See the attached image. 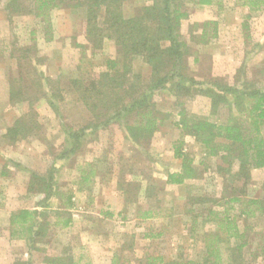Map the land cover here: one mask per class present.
Returning <instances> with one entry per match:
<instances>
[{"label": "trees", "instance_id": "16d2710c", "mask_svg": "<svg viewBox=\"0 0 264 264\" xmlns=\"http://www.w3.org/2000/svg\"><path fill=\"white\" fill-rule=\"evenodd\" d=\"M219 1L193 0V3L196 6H210L219 5ZM128 2L132 5L126 13L123 7ZM185 4V0H5L2 9L6 12L7 20L32 16L48 40L52 37V11L83 14V38L87 44L74 42V47L81 55L86 50L101 52L108 43L114 48V55L106 58L98 71H90L89 77L80 74L68 79L75 100L86 114V121L74 128L58 111V106L70 97L68 91L60 86L59 79L45 76L44 70L36 67V64L43 63H35L40 60L32 57L31 47L14 46L17 70L15 77L12 73L8 80V102L10 107L20 106L23 111L7 130L8 136L11 141H17L19 137L24 138L40 131L42 125L35 111L39 101H43L61 122L63 142L62 149L55 155L56 161L68 160L81 153L99 133L113 126L128 143V153L130 149H140L143 151L140 153L148 157L147 150L153 135L162 126L171 124L180 132L179 138L172 144V158L178 160V168L166 170L158 187L143 186L140 182H122L121 177L120 183L117 182L118 191L124 193L127 203L133 204L140 199L146 201L156 198L157 189L184 186L185 215L182 219L184 224L190 219L192 223L191 227L186 228L187 233H196L206 225H211L212 229L203 232L205 244L203 258L199 261H165L161 255L150 254L145 264H245L242 261V249L249 245L247 239L251 234H256L247 221L264 217V199L245 193L252 171L264 169V87H260L259 81L249 75L245 63L236 68L231 82L209 71L213 60L204 49L212 39L218 38V22L204 20L190 24L187 39L181 32L182 22L189 17ZM236 4L247 9L246 19L253 13L264 12V0H236ZM245 24H242L243 37L249 41ZM32 32L36 33L35 30ZM188 40L196 46H191ZM136 61L150 69L148 78L143 77ZM205 62L210 63L208 65ZM258 73L264 78V67ZM160 92L173 98V107L164 112L157 108L155 99ZM195 97L207 100L211 116L218 115L223 109L228 114L223 119L216 116L211 120V117L189 112L187 101ZM171 117L173 121H170ZM185 137L193 139L203 157L195 160L196 154L185 147ZM118 156L122 158L123 153ZM98 162L97 158L84 170L83 182H88L98 172L103 177L104 173L113 174L114 165L107 161L103 173L97 169ZM56 168L53 162L45 175L31 174L29 190L42 197L38 204L44 208L48 207L46 202L52 196L58 195L53 190ZM207 171L222 178L219 196L201 193L203 188L197 185L204 180ZM234 183L239 185L233 187ZM128 194L137 198L130 199ZM156 203L152 209H138L135 218L144 221L165 217L161 214L165 210L172 217V206L164 208L160 200ZM62 204L70 206V196ZM47 211L23 210L17 215L29 222L28 240L37 251H43L36 244H43V238L47 236L46 213H57L56 218L62 221L64 227L70 222L67 211ZM61 213L63 216L59 215ZM118 216L121 219L126 217L123 210L118 211ZM36 217L42 218L38 225ZM238 218L244 221L242 229L236 223ZM197 221L199 224L196 227ZM160 235L148 234L142 238ZM125 237L126 240L129 238ZM125 242L118 250L133 247L132 240ZM222 242L228 246L224 247L229 253L225 259ZM70 251L66 249L62 255L46 257L44 262L79 264V258L75 260ZM256 254L264 259V247L260 246L257 252H252V256ZM117 256L112 258V264H117L122 258ZM124 262L129 264L128 261ZM13 264L34 263L27 258L16 259Z\"/></svg>", "mask_w": 264, "mask_h": 264}, {"label": "rangeland", "instance_id": "374dc122", "mask_svg": "<svg viewBox=\"0 0 264 264\" xmlns=\"http://www.w3.org/2000/svg\"><path fill=\"white\" fill-rule=\"evenodd\" d=\"M5 0H0V39L10 38V33H16L15 36L18 37L19 41H24L27 30H35L34 42L29 45L31 47V55L33 58H39L43 65L36 64L38 69H44L45 76L52 77V79H59V84L64 90L68 91L70 96L68 100H65L63 104L58 106V111L61 113L66 122L72 127H78L83 122L86 121L85 110L78 102L75 100V95L72 93L71 88L68 83L67 78H63L58 71L64 70L66 73L69 71L73 72L74 76H79L80 74L85 77L90 76V71H98L104 64V61L109 56L114 55V48L111 44H106L103 51L91 53L86 50L84 55L80 54L79 50L69 49L67 45L74 42L78 44H87L86 39L83 37L77 39L76 41L61 40L59 39L54 45L45 46L42 41V37H45L41 26L37 23V20L33 19L32 16L22 19V17L12 18L11 21L7 20L6 12L2 9ZM25 2V0H23ZM142 1V0H139ZM186 9L189 13V17L182 22L181 32L184 37L188 39L190 33V24L195 22L204 21L200 18L208 17L218 21L219 19H224V23H218V38L212 39L211 42L205 47L204 51L212 56V66L209 65L210 62H205L209 65V68L213 74L227 78L230 82L232 81V75L236 68H238L242 63L246 64V68L249 75L257 79L258 85L264 87V78L259 75V70L264 67V12L253 13L249 19H246L247 10L236 4V0H220L218 9H206L203 12L198 11V6L193 3V0H185ZM139 2H137L138 4ZM132 3H125L123 9L127 13L129 7ZM81 13H73L71 11H52L51 17L54 16V22L56 23L55 32L58 36L61 33H68L71 31L79 30L82 26ZM207 18V19H208ZM253 18V19H251ZM57 19V20H56ZM228 22L237 21V26L240 28L238 30H233L232 26H227ZM13 23V28L10 29L7 23ZM246 23L247 33L249 35V41L245 40L243 37L242 24ZM237 27V28H238ZM25 29H27L25 31ZM25 31V32H24ZM54 31V30H53ZM232 33L228 35V33ZM25 33V34H24ZM52 33V32H51ZM53 34H51L52 36ZM37 39V41H36ZM191 46H196L194 42L188 40ZM63 53V54H62ZM17 55V53H15ZM12 59L11 68L16 74L17 70V56ZM37 58V59H38ZM79 59V62L78 60ZM138 65L143 77L148 78L150 75V69L141 65L139 61L135 62ZM203 63V64H205ZM48 66L45 69L43 66ZM79 65V70L77 66ZM195 69L197 66L194 65ZM16 69V70H15ZM71 72V73H72ZM256 72V74H254ZM92 74V73H91ZM257 75V76H256ZM157 101V108L166 111L173 107V98L166 95L165 92H160L155 98ZM187 109L189 112L194 114H201L204 116L211 117L214 120L217 116L218 119H223L224 116L228 114L226 109L220 111L218 115L211 116L209 113V105L207 100L200 97H195L187 101ZM15 108L17 112L23 111L22 107H9V109ZM35 111L38 113V121H40L41 129L44 134L47 131L45 138H43V144L46 148L42 147L35 139L33 141L32 149L33 154L22 155V159L34 167V170L38 173H43L44 175L48 171L49 167L53 162L56 163L57 172L56 178L58 181H64L65 183H73L78 178V173L76 170V164L82 158L78 156L77 158H70L61 162L56 161L55 155L59 153L62 149V135L60 130V119L54 114V112L48 108L43 101H39L35 105ZM10 111H8L9 113ZM173 121V117L171 120ZM51 131V132H50ZM180 132L173 128L171 124H166L160 128L158 132L153 135L150 147L148 148L149 156L140 153V149L137 151L131 150L128 153V143H126L120 136V132L116 126L111 127L106 131H102L98 134L97 138L88 144L86 148L87 155L85 157L97 156L99 159V166L103 173L108 163L113 166L112 173L104 174V177L100 175L99 184L95 185L96 189L107 188L111 191L110 199L115 207H112L113 213H118V211L123 210L126 217L122 219L118 216L117 218L112 217L111 219L104 220L103 222H98L97 228L100 232H103V239L98 238L101 242H105L108 239V243H114L113 246H108V244L102 245L98 248V251H94L93 247L96 245L92 244V248L89 251H78V253L85 254L84 258L80 261V264H85L90 261L92 264H112V258H110L111 253L114 257V252L116 249L122 245V243L130 242L132 240L133 247L128 248L124 251L117 250V257H122L117 261V264H127L124 261H128L129 264H145L148 255H161L165 261L169 260H200L203 258L204 249V239L203 232L211 230V225H206L200 228L197 232L189 235L186 228L191 227V219L183 223L184 213V201L183 198L186 195L185 187L176 188H163L157 189L156 198H152L146 201L139 200L138 203H127L125 196L120 193V195L112 194L114 192V184H112L111 178H115L116 183L122 182H140L143 186L152 185L158 187L160 179L164 177V172L167 170L174 171L178 168V160L172 158V144L179 138ZM186 149L196 154V159L198 157H203L201 151L194 143L191 137H185ZM84 150L82 151L84 154ZM143 152V151H141ZM85 153V154H86ZM123 153V157L119 158L118 154ZM128 153V154H127ZM113 158V160H111ZM148 158V159H147ZM77 159V160H76ZM107 160V161H106ZM111 160V161H110ZM24 162V163H25ZM197 162V161H195ZM76 178V179H75ZM143 179V180H142ZM145 179V180H144ZM204 180L198 182L199 187L202 186L201 193L203 192L209 196H219L221 193L222 178L220 176L214 175L211 171H207L204 174ZM205 181V182H204ZM264 181V169L254 170L251 173V179L248 186L245 189V193L254 198L264 199V189L262 188V183ZM205 183V184H204ZM233 186V184H231ZM235 186L239 185L234 183ZM119 186L117 185V189ZM103 192V194H102ZM108 194L106 191H100V195ZM118 194V193H117ZM126 195V194H125ZM228 197V196H227ZM128 198L135 199L128 194ZM138 198H141L138 195ZM161 201V206L167 208L169 206L173 207L172 217H169L171 213L167 210L161 212L165 217L156 218L152 220H138L135 218L137 210L152 209L154 205H157L156 201ZM107 202V201H106ZM232 212V211H231ZM237 225L242 229L244 221L242 218L236 220ZM248 224L253 226V232L256 234H251L249 240L247 239L249 245L242 249V261L245 264H264V259L258 254L252 256V252H257L260 246L264 247V217L249 219ZM199 222L197 221L196 227ZM195 227V228H196ZM81 231V229L79 230ZM158 237L150 238L143 235H157ZM205 233V232H204ZM72 235H78L74 233ZM132 237V239H127ZM81 238L82 235L80 236ZM66 240H70V236H65ZM85 238V236H84ZM83 238V239H84ZM125 242V243H126ZM107 243V242H106ZM127 243V244H128ZM222 250L224 254V259L228 253L224 247H228L224 242H222ZM112 249V251H111ZM116 255V254H115ZM19 258V257H18ZM37 258V257H36ZM17 259V258H16ZM239 261V259H238ZM36 262H40L37 258Z\"/></svg>", "mask_w": 264, "mask_h": 264}, {"label": "crops", "instance_id": "0c3cea01", "mask_svg": "<svg viewBox=\"0 0 264 264\" xmlns=\"http://www.w3.org/2000/svg\"><path fill=\"white\" fill-rule=\"evenodd\" d=\"M217 7L216 4L210 6H198V11L204 13L206 9L213 10ZM207 18L208 17H205L203 14V17L200 19H211V17ZM217 22L224 23L225 21L224 19H219ZM236 23L237 21H233L232 23L227 21L226 24H228L227 26L233 25V30L236 29L239 31L240 28ZM7 24L10 26L9 31L11 28L16 30V28L13 27V23L8 22ZM51 25L52 37L49 40L42 37L45 46L54 45L59 39L63 41L70 39L77 40L83 37V26H81L78 31L75 30L68 33H61V35L58 36V33L55 32V29L57 28L56 23L54 22V16L53 18L51 17ZM26 30L27 29H25V31ZM10 34V38L0 39V264H13L16 258H30L34 264H46L44 262L46 257L62 255L63 251L66 249L71 250L70 252L75 260L79 258L78 260L80 264V261L85 257V254L78 253V251H89L93 246L92 244L96 245V247H93L94 251H98V248L104 244H108L110 248L113 246L114 243H108V239L104 243L98 239L100 237L102 240L105 235H103V232L99 231L97 226L98 222L106 221L112 217L117 218L118 213H112V207H115V204H112L110 199L111 191L103 187L102 189H96V187H94L100 182L99 177L101 176L99 172L95 177H91L88 182L82 181L84 170L87 169L89 164L95 162L98 158L95 155L88 158L85 157L87 155L85 150L88 148V145L82 156L81 153L83 152L71 157L77 158L80 156L82 158L80 161L76 159L78 162L76 164L78 178H75L76 180L73 183L68 184L61 180L58 181L55 175L53 190L58 192V195L55 197L52 196V198L46 202L48 207L44 208L42 205H39L38 201L42 197L30 192L29 184L31 174H44L36 172L34 167L29 163H26L21 156L33 154L32 143L34 139L42 147L46 148L43 144V138H45L47 131L42 134L43 131L40 130L36 133H30L24 138L19 137V140L17 141L10 140L7 130L14 125L15 121L21 114L18 113L15 108L9 109L8 80L12 73V76L15 77L10 63L12 62V59H15L13 53L15 51L14 46L21 48L29 46L34 42L35 34H33L31 29L27 30L24 41H19L18 37L15 36L16 33ZM231 34V32L228 33V35ZM35 38L38 37L36 36ZM67 46L69 49L78 50L74 47V43ZM77 60L79 62V59ZM43 67L45 69L48 68L47 65ZM59 69V74L63 78L69 79L70 77H73L72 71L66 73L64 70ZM42 70L44 69L42 68ZM8 111L10 112L8 113ZM98 164L97 169L102 171ZM114 179H110L112 184H114V192L112 194L120 195L117 189L116 180L114 181ZM170 188L176 187L170 186ZM100 191H106L108 194L105 196L100 195ZM68 196H70L71 205L65 206L62 203H64ZM23 210L30 212L35 210L39 212L46 210H48L47 212L67 211L70 214V222L68 223V226L64 227L62 221L56 218L58 217L57 213H46V222L48 223L47 236L43 238V244H36L41 247L43 251H37L31 247L32 244L30 245L28 240L29 234L27 229L29 222L24 221L17 216L19 212ZM59 215L63 216V213ZM35 220L38 221H36L38 225L42 218L36 217ZM80 229L81 231H79ZM74 233H77L78 235H72ZM67 235L71 237L70 240H66L65 236ZM81 235L83 238L85 236V238H81ZM117 250L118 249H116L115 254H117ZM36 257L40 259V262H36ZM110 258H113L112 253ZM85 264H91V262L87 261Z\"/></svg>", "mask_w": 264, "mask_h": 264}]
</instances>
